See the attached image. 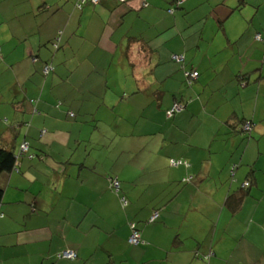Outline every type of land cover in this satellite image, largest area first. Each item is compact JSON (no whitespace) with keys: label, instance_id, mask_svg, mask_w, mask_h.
Segmentation results:
<instances>
[{"label":"crops","instance_id":"crops-1","mask_svg":"<svg viewBox=\"0 0 264 264\" xmlns=\"http://www.w3.org/2000/svg\"><path fill=\"white\" fill-rule=\"evenodd\" d=\"M175 1L0 0V264H264V0Z\"/></svg>","mask_w":264,"mask_h":264},{"label":"trees","instance_id":"trees-1","mask_svg":"<svg viewBox=\"0 0 264 264\" xmlns=\"http://www.w3.org/2000/svg\"><path fill=\"white\" fill-rule=\"evenodd\" d=\"M80 1L81 0H76V2H75V6H76V8L78 9V10H80V11H82L84 8H86V7H88V6H93V7H96V6H98L99 4H100V2H101V0H98V3L97 4H92V2H87V3H85V4H83L81 7H78L79 5H80ZM122 3H125V0H122ZM184 3V0L182 1V0H176L175 2H174V7L175 8H177V7H179V6H181L182 4ZM175 8H172V9H170L169 10V13H173L174 12V10H175ZM257 35V34H256ZM261 35V38H262V42L261 43H263V45H264V37L262 36V34H260ZM257 41V40H256ZM257 42H260V41H257ZM54 47H56V45H54ZM175 55H182V56H184V61L183 62H176V61H174L173 60V56H175ZM171 60H172V62L173 63H175V64H177V65H179L180 66V68L181 69H183L184 68V63H185V55L184 54H173L172 56H171ZM34 61H36V58L34 59ZM46 67H51V65H45L44 66V68H43V74H44V76H47V75H49V73L48 74H45L44 72H45V68ZM52 68V67H51ZM52 71H53V69H52ZM194 71H197V70H191V71H187V70H185L184 71V75H185V78H186V83L190 86L191 84H189L188 82L190 81V78L189 77H187L186 76V73H188V72H194ZM198 72V71H197ZM199 77H200V73L198 72V78L196 79V80H194V81H192V84H194L198 79H199ZM244 81V80H243ZM246 81V80H245ZM31 102H36V100H32ZM176 105H181L182 106V109H181V111L180 112H174L171 116H169V113L173 110V108L176 106ZM184 108H185V105H184V103H182V102H176L172 107H171V109L168 111V116L170 117V118H172L173 116H175L176 114H179V113H181L183 110H184ZM70 117H72L71 115H69ZM75 117V115L73 114V117L72 118H74ZM235 124V125H234ZM238 124V125H237ZM232 128L233 129H235L236 127H239V126H241V132L242 133H244V134H247V135H250L251 134V132H252V129H253V127H254V123L253 122H251V121H241L240 123L238 122V123H236V122H234L232 125ZM24 154H21V156H23ZM182 161V160H181ZM182 162H184V161H182ZM17 166H18V157L16 156V154L13 152V151H11V150H8V149H6L5 147H3L2 145H0V175L1 174H3V173H6V172H12L13 170H15L16 168H17ZM249 183V186H250V182H248ZM249 186L248 187H244V188H249ZM2 197H3V191L0 189V201L2 200ZM205 259H209V256H206L205 257Z\"/></svg>","mask_w":264,"mask_h":264},{"label":"built area","instance_id":"built-area-1","mask_svg":"<svg viewBox=\"0 0 264 264\" xmlns=\"http://www.w3.org/2000/svg\"><path fill=\"white\" fill-rule=\"evenodd\" d=\"M89 1L92 2V4H97L98 3V0H81L80 1V5L78 7H81L83 4H85V3L89 2ZM255 39L257 41L262 42V38H261L260 34H257L255 36ZM173 60L176 61V62H179V63L183 62L184 61V56L175 55V56H173ZM50 71H52V68L51 67H46L44 73L48 74ZM186 76L190 78V81L188 83L192 84V81H194V80H196L198 78V72L197 71L188 72V73H186ZM181 109H182L181 105H176L173 108V110L169 113V116H171L174 112H180ZM71 116L73 117V114H71ZM28 150H29V145L28 144H23L22 147H21V154H26L28 152ZM170 164L173 167H179V166H186L187 167L188 166V164L186 162L176 161V160H171ZM191 180H192V178H187L185 180V182H190ZM248 186H249V183L246 182L244 184V187H248ZM111 187L116 192H118L119 191V187H120L119 181L117 179L111 180ZM122 204H123V206H127L128 203L125 200V198H122ZM158 217H159L158 212H155L153 214V216L150 218L149 223L156 222ZM130 227H131V230H132V234H131V236L129 238V244L134 245V246L139 245L141 243V241H142L141 240V234L138 231L136 224L131 223ZM57 257H58V259L75 260L77 258V253L73 252V251H63V252L59 253L57 255Z\"/></svg>","mask_w":264,"mask_h":264}]
</instances>
